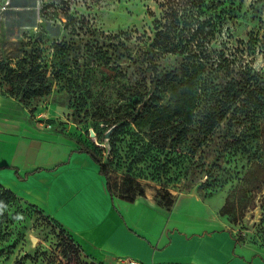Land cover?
<instances>
[{
	"label": "rangeland",
	"instance_id": "374dc122",
	"mask_svg": "<svg viewBox=\"0 0 264 264\" xmlns=\"http://www.w3.org/2000/svg\"><path fill=\"white\" fill-rule=\"evenodd\" d=\"M21 133L24 163L86 151L116 206L137 183L264 254V0H0V134ZM0 221V264H94L17 197Z\"/></svg>",
	"mask_w": 264,
	"mask_h": 264
},
{
	"label": "crops",
	"instance_id": "0c3cea01",
	"mask_svg": "<svg viewBox=\"0 0 264 264\" xmlns=\"http://www.w3.org/2000/svg\"><path fill=\"white\" fill-rule=\"evenodd\" d=\"M23 136L0 134V187L69 231L94 264H120L122 258L143 264H264L255 246L235 244L216 211H190L179 202L161 211L147 195L116 206L86 153L41 144L27 164ZM15 170L31 174L21 181Z\"/></svg>",
	"mask_w": 264,
	"mask_h": 264
},
{
	"label": "trees",
	"instance_id": "16d2710c",
	"mask_svg": "<svg viewBox=\"0 0 264 264\" xmlns=\"http://www.w3.org/2000/svg\"><path fill=\"white\" fill-rule=\"evenodd\" d=\"M177 12L175 11V12H173L171 15H167V17H177V14H176ZM159 34H162L161 33V31H160V33ZM161 37H164V36H162L161 35ZM167 44V43H166ZM165 44V45H166ZM164 44H162V43H159V47H163V48H167L166 46H165ZM155 46H157V43H155V45L153 44V48H156ZM167 46H170L169 48L170 49H176V46L175 45H173L172 43H168L167 44ZM20 74H22L24 77H30V76H34V78L37 80V78H39L37 75H39V73H38V70L37 69H35V70H29V71H27V72H21ZM134 94V98H135V100L133 101V103L135 104V105H138V104H140V102H141V100L143 99V96L141 95V94H139V93H137V91L136 90H134V92H133ZM76 152H78V153H86L90 158H91V160L95 163V164H97V166L99 167V174L100 175H102L104 178H105V180H106V186H107V190H108V192H109V194L111 195V197H113L112 196V193H111V187H110V183H109V178H108V171H107V169L105 168V166L104 165H102L96 158H95V156H93L92 154H90V153H88V152H86V151H76ZM38 171H40L39 169H37V170H34L33 172H31V173H34V172H38ZM31 173H26L25 175H23V176H20L19 174H18V171L17 170H15V174H16V176H17V178L19 179V180H21V181H23V180H25L26 178H27V176L28 175H30ZM138 198H145V193H144V191H143V189H142V187L139 185V184H137V183H130L129 185H128V189H127V191H126V195H125V197H124V199H123V201H125V202H127V203H133L136 199H138ZM16 199V196L11 192V191H9V190H6V189H3L2 187H0V209H3V208H5V207H7V205H8V203H10V201H14ZM35 208V207H34ZM42 213V212H41ZM43 214V213H42ZM0 223H1V221H0ZM234 242H235V244L236 243H238V241L236 240V239H234Z\"/></svg>",
	"mask_w": 264,
	"mask_h": 264
},
{
	"label": "built area",
	"instance_id": "2783aa9c",
	"mask_svg": "<svg viewBox=\"0 0 264 264\" xmlns=\"http://www.w3.org/2000/svg\"><path fill=\"white\" fill-rule=\"evenodd\" d=\"M120 264H143L140 261H137L135 259H131V258H122L119 260Z\"/></svg>",
	"mask_w": 264,
	"mask_h": 264
},
{
	"label": "water",
	"instance_id": "95a60500",
	"mask_svg": "<svg viewBox=\"0 0 264 264\" xmlns=\"http://www.w3.org/2000/svg\"><path fill=\"white\" fill-rule=\"evenodd\" d=\"M112 129H113V128H111V129H110V130H109V131L106 133V135H105V137H106V138H108V137H109V135H110V133H111Z\"/></svg>",
	"mask_w": 264,
	"mask_h": 264
}]
</instances>
